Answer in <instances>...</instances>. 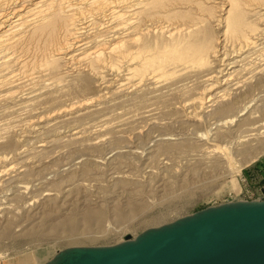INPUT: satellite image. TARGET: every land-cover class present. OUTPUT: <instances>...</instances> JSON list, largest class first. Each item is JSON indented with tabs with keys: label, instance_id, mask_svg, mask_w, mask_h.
<instances>
[{
	"label": "rangeland",
	"instance_id": "rangeland-1",
	"mask_svg": "<svg viewBox=\"0 0 264 264\" xmlns=\"http://www.w3.org/2000/svg\"><path fill=\"white\" fill-rule=\"evenodd\" d=\"M93 1H61L71 4L69 13L83 23L76 27L85 26L74 39L69 22L60 41L32 39L35 22L0 44V259L5 263L45 264L69 247L114 245L209 206L264 199V84L253 92L259 98L250 110L232 124L225 125L228 117L197 121L186 115L200 110L195 99L225 68L218 61L223 52L245 56L234 68L231 92L243 93L264 75V0L237 1L245 13L243 33L228 35L217 60L202 64L189 58L175 64L176 72L168 65L171 47L203 54L204 42L215 46L216 22L224 13L216 2L223 0H164L154 14L143 12L141 0ZM43 3L39 9L51 0ZM136 33L151 37L152 47L134 60L140 70L135 86H123L130 61L108 48L101 54L105 59L93 63L94 52L112 46L119 35ZM251 36L256 43L246 45ZM68 40L78 41L53 67L55 50ZM145 57L150 63L143 70ZM250 97L240 99L245 103ZM217 100L212 111L223 103ZM210 129L212 140L198 136ZM166 142L175 144L162 149ZM216 144L232 147V164Z\"/></svg>",
	"mask_w": 264,
	"mask_h": 264
},
{
	"label": "bare ground",
	"instance_id": "bare-ground-1",
	"mask_svg": "<svg viewBox=\"0 0 264 264\" xmlns=\"http://www.w3.org/2000/svg\"><path fill=\"white\" fill-rule=\"evenodd\" d=\"M44 1H46V0H0V44H2V43L6 44L5 42L11 38V35L18 33V32L20 33L27 26H29L30 24L35 23V22H37L35 29L31 30L29 32V33H31L32 39H39V40L44 39L45 42H47L49 40L50 41H60V40H62L60 38V35H61L62 31L65 30L68 22H69V25L72 24L73 26H75V28H74L75 31L73 32L72 38H70V39H74L75 37H77V36H75L76 34L81 33L80 30L83 29L85 26L84 27H82V26L76 27V24H77L76 22H78V20L76 19L74 13H69L71 10H73V8H71V4L66 6V5H64V3L61 2L62 0H51V4L48 7L44 8V9L43 8L39 9L41 6H43ZM237 1L238 0H229V4H230L229 9H227L225 7L226 0H223L222 2H216V3H221V5H219V7L221 8L222 11H224V13L218 15L220 17L217 19V22H216V25L218 26L217 27L218 28L217 33L219 35L217 36V41L215 43V46L213 44V47H212V42H209L207 40L203 44V48H202L203 54H183V52L178 53L177 48L175 46L170 48V50H169L170 54H167V55L170 58L171 64L168 63V65L172 68L173 72L174 71L176 72V68H177V67H175L176 63H178V64L183 63L184 64L187 62V60L189 58L196 59L197 63L200 62L202 64H212L214 60H212L211 58H214L215 60H217V58H218L217 53L223 52L221 45L227 39L228 35L229 34L234 35L237 33H243L241 30V27L245 26V22L243 20L245 13L240 12V6L237 4ZM93 3L102 4V3H104V0H94ZM141 3H142L141 8H143V12L145 14H154V10L157 7L164 4V0H154V1L141 0L137 4H141ZM110 6H109V8H113L114 5H110ZM68 7H70V8H68ZM224 7H225V9H224ZM35 12H39V14L36 17L25 20V17L30 16V15L34 14ZM123 14H121V15H123ZM222 23H225L223 25V27L225 29L223 32H221V29H219ZM82 24L83 23H79V24H77V26L82 25ZM155 29H157V28H155ZM177 30H178V28H177ZM5 32H7V33L4 35ZM143 32H145V30ZM68 33H69V30L67 29L66 35ZM172 34H174V33H172ZM141 36H142V33H136V34H133L130 38H127L128 37L127 35H123V36L119 35V36L115 37L113 39V40H115V42L111 44L112 46L104 47V48L102 47V50L101 49H99V50L95 49L96 51L94 52V54L97 56H95L93 63L103 61V59H105V58H102L103 55H101V54H104L105 50H107L109 48L110 51H114L116 53V55L118 54L120 59H123L124 62L129 63V61H130V65L131 64L132 65L130 68H128V73H127L126 77L123 79L124 80L123 82H125V83H123V86L128 85V84L135 86L136 82H135V79H133V78L137 77V74H139L140 70L138 68L139 66L134 63V60L138 56L137 54H146V52L150 51V49L152 47V41H153V40L151 41V37H149L150 38L149 39L146 36L145 37H143V36L141 37ZM220 36L224 37V38H221ZM256 38L257 37H254V36L248 37L247 38L248 44L246 43V45L255 44L256 40H254V39H256ZM263 38H264V36H263ZM69 40L67 42H60L61 46L55 50V51H57V53L55 54V56H57V57L56 58L53 57L51 60L53 67H54V65L59 64V59L65 58V56L64 57L63 56L58 57V56L63 55V54L67 55L68 52H70L71 49L73 48V46H74L73 44H75L78 41V40H76V41L70 42ZM79 41H81V39H79ZM237 52H239V50H237ZM149 58L150 57H145L144 58L145 61L142 60L143 64H139L142 69H143V67L145 68L146 65H148L150 63ZM244 59H245V56H243L242 54H226L223 52L222 57H220L218 59V61L220 62L221 65H225V68H221V69L219 68L218 74L216 73L217 75L214 76L215 78L210 77V79L213 78L214 82L207 84V86L204 88V90H202L201 96L197 97L196 99L194 98L195 99L194 102L199 103V105H197V107H199L200 110L196 107V109H198V110H196L194 114H190V113L187 114L186 113V115L188 117L190 115V118H194L197 121H199V120L201 121L203 119H205V121H210L212 115L214 117L219 116L221 118L228 117V119L224 120V123L226 125L227 123H231V124L234 123L235 121H237V118L239 116L246 114V112H248L250 110V107L253 105L254 101L259 98V96L258 97L254 96L253 92L257 89H260L261 85L264 84V75L262 74L259 77H257V80L254 83L248 84V86H247L248 89L246 88L247 90H245L243 93L240 94V92L239 93L237 92L238 93L237 94V93L231 92L229 84L234 80L233 75L236 71V70H234V68L237 65H239L240 62H242ZM151 60H153V59H151ZM173 66L175 67V69ZM142 73H141V75H142ZM155 73H156V71H155ZM121 84H122V82H121ZM224 85H228V86L222 88ZM246 94L251 96V97H250V99H248L247 102L244 103L243 101H241V99H243L244 95H246ZM100 96L101 95H99V93H98V96L96 97V99L99 100ZM245 98H246V96H245ZM93 99L94 98H91V100L89 99L90 100L89 102L86 100L87 102L84 104H90L91 102L94 101ZM217 99H222L223 103L219 107H217L214 111H212L213 107L216 105V103L218 101H220ZM82 101H84V100H82ZM240 102H243V105H242L241 109H239L238 112L235 113V110L238 108V105ZM209 111H211V113L207 114ZM210 131H211V129L206 131V132L200 133L198 136H200L202 139L209 138L208 136H209V134H211ZM209 140H212V139L209 138ZM174 144L175 143L166 142V146H164V147L161 146V148L166 150L168 148L173 147ZM44 145H46L45 142L42 143L40 146H44ZM208 148H210V147H208ZM216 148H218V150L220 149L223 151L222 159H225L230 164L233 163V158H234V155L236 153L233 151V149L230 145L227 144L225 146H222V145L216 144ZM210 151H214V148L211 149ZM238 171L240 172V169ZM248 201L249 200L241 199V200H237V201L225 202V203H222L218 206H211V207L205 208L199 212L185 216L184 218L177 220L176 222H174L173 224H170V225L187 222V221L192 220V219L201 218L204 216H208V215L220 212V211H226L229 209L238 210V209H242L245 207H255V206L264 205V202L262 204L258 203V202L264 201L262 199H255V200H253L252 203H248ZM88 216H89V214H88Z\"/></svg>",
	"mask_w": 264,
	"mask_h": 264
},
{
	"label": "water",
	"instance_id": "water-1",
	"mask_svg": "<svg viewBox=\"0 0 264 264\" xmlns=\"http://www.w3.org/2000/svg\"><path fill=\"white\" fill-rule=\"evenodd\" d=\"M170 223L121 244L69 247L45 264H264V205Z\"/></svg>",
	"mask_w": 264,
	"mask_h": 264
},
{
	"label": "crops",
	"instance_id": "crops-1",
	"mask_svg": "<svg viewBox=\"0 0 264 264\" xmlns=\"http://www.w3.org/2000/svg\"><path fill=\"white\" fill-rule=\"evenodd\" d=\"M245 200V199H244ZM255 200V199H254ZM0 264H10V262H4L3 260L0 259Z\"/></svg>",
	"mask_w": 264,
	"mask_h": 264
}]
</instances>
